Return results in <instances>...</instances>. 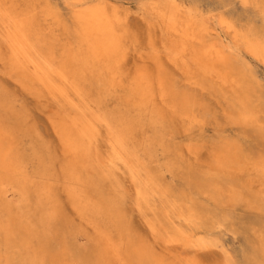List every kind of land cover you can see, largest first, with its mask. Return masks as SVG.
I'll return each mask as SVG.
<instances>
[{
  "label": "bare ground",
  "instance_id": "1",
  "mask_svg": "<svg viewBox=\"0 0 264 264\" xmlns=\"http://www.w3.org/2000/svg\"><path fill=\"white\" fill-rule=\"evenodd\" d=\"M131 11L0 0V264H264V0Z\"/></svg>",
  "mask_w": 264,
  "mask_h": 264
},
{
  "label": "rangeland",
  "instance_id": "2",
  "mask_svg": "<svg viewBox=\"0 0 264 264\" xmlns=\"http://www.w3.org/2000/svg\"><path fill=\"white\" fill-rule=\"evenodd\" d=\"M112 1H115V2H117V3H119V4H121L122 6H126V7L130 8V9L132 10V11H131V14L129 15V16H130V17H129V18H130V19H129V22H130V24H132V25L135 24V25L133 26V28L136 26V24L138 25L139 22H141V24H139L140 26H136L134 29H137V30L140 29L139 31H141V32H139V31H137V30H136V32H137L138 36L140 37V39H141V38L144 39V38H145V34H144V33H145V31H146V29H145V27H144V23H143V21L140 19V17H139L136 13H134V12H135V9H136V7H137V4H138V1H139V0H112ZM199 1H200V3H203V4H210V2H211L212 0H199ZM135 15H136V17H138V18H136ZM137 19H138L139 21H138ZM131 20H132V22H131ZM133 22H134V24H133ZM141 26H142V27H141ZM138 27H139V29H138ZM140 27H141V28H140ZM143 28H144L145 30H143ZM143 31H144V32H143ZM142 33H143L144 35H143ZM140 35H142V36H140ZM143 37H144V38H143ZM29 101H30V100H29ZM30 102H31V103H30ZM30 102H29V104H31V105H29V104H28V100H26V105H27L29 108H28L27 106H26V107H27V109H30V108L32 109V107H33V109H34L35 111H34V110H29V111L32 113V116L35 114V118H36V114H37V113H35V112H38V111L35 109L34 104H32L33 102H32V101H30ZM33 112H34V113H33ZM38 113H39V112H38ZM38 116H40V115L37 114V117H38ZM33 118H34V117H33ZM35 118H34V120H35V121L37 120V123H36V124L38 125V129H39V131H40L41 133H43V135L47 138L46 135L48 134V131H47L48 128H47V126L45 125L46 123H43V122H45V120L43 121V116L41 115V116L39 117L40 119H42V120L39 119L40 121H38V118H37V119H35ZM38 122H39L40 124L42 123L44 126H43V125H39ZM40 126H41V127H40ZM45 127H46V128H45ZM41 128L43 129L44 132H45L44 129H46V132H45L46 135L44 134V132L42 131ZM138 220H139L138 218H135V219H134V223L138 226V229H140V228L142 227L141 229L144 230L143 225H142ZM141 229H140V232H141ZM143 232H144V231H143ZM230 243H231V246H233L234 248H235L236 245H237V243H236V242H233V241H231ZM200 253H201V252L198 253V254H199V255H198L199 257H198V256H197V257H198L199 259H202L204 263H209V262L211 263V262H214V261H219V260L221 259V255L219 254V252H217V253H210V252H209V253H208V251H207V252L204 251V253L206 254V257H205V254H203V252L201 253V255H200ZM201 256H202V257H201ZM203 256H204V257H203ZM204 258H205L206 260H205ZM208 261H209V262H208Z\"/></svg>",
  "mask_w": 264,
  "mask_h": 264
}]
</instances>
